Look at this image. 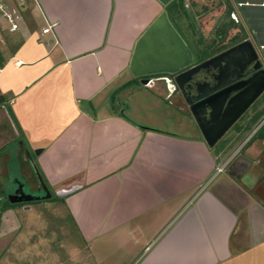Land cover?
<instances>
[{"label":"crops","instance_id":"crops-1","mask_svg":"<svg viewBox=\"0 0 264 264\" xmlns=\"http://www.w3.org/2000/svg\"><path fill=\"white\" fill-rule=\"evenodd\" d=\"M2 1L17 9L16 0ZM20 14L18 31L0 24L10 48L0 94L15 142L40 151L34 164L49 187H80L63 198L77 230L99 244L98 261L264 264V194L230 183L209 188L217 149L137 126L115 109L116 96L133 94L137 81L174 77L219 53L216 45L202 61L194 54L189 21L200 32L205 19L209 31L230 24L221 44L250 39L264 61V0H31ZM263 152L251 146L240 157L252 189L264 183L249 172ZM107 247L111 258L101 252Z\"/></svg>","mask_w":264,"mask_h":264},{"label":"rangeland","instance_id":"rangeland-1","mask_svg":"<svg viewBox=\"0 0 264 264\" xmlns=\"http://www.w3.org/2000/svg\"><path fill=\"white\" fill-rule=\"evenodd\" d=\"M15 4L17 5L16 2ZM202 13H204L203 10H200V14ZM204 22H208V20H203L202 25H200V32L199 27L197 28L194 22L189 21L191 31L196 30V36L194 38L188 37L190 41L188 44L193 48L194 54L200 58L213 48L214 39L217 38L216 34L214 36L210 34L213 29L208 30L210 22L206 24ZM182 29L187 30L186 26H182ZM197 37L200 40L198 47V43L195 41ZM9 49V47H5V41L0 40L1 55ZM136 85L137 87L130 89L132 92L134 91L133 94L123 92L120 97L116 96V103L117 101L120 102V106L115 109L118 110L119 114L137 126H146L167 132L178 141L185 142L202 138L192 116L186 111L184 105L180 106L181 102L176 101L174 97H167L166 90L150 91V89L142 86L139 81ZM263 104L264 93L222 139L211 148L212 150L217 149L219 153L220 162L217 167L225 163L227 166L221 173L215 174V170L213 171L211 175L214 176L208 184L209 188L230 183L235 185L234 188L244 191L246 194H264V183L252 189L250 184H247L250 181L247 175H238V177H242L235 179L230 171L231 166L239 163L238 159L245 156V151L249 147L254 146V149H257L260 146L264 149V141L259 137V132L257 133L256 130L260 123L251 122L252 116L262 108ZM248 134H251L250 138L244 139ZM17 139L16 128L6 110L0 107V189L8 184L10 172L17 163L20 165L23 175L26 174L29 177L32 174L33 170L30 164L21 158L15 160L11 156V151L15 150L17 145L15 142ZM173 145L175 146V144ZM207 149L210 148L207 147ZM29 151L32 154V161L35 163L37 150L29 149ZM228 156L229 158L222 164ZM251 160L255 161L258 167L253 165L249 172L259 171L264 176V155L252 156ZM35 180H37L36 177ZM13 187L14 184H12ZM24 189L27 191L26 187ZM51 194L50 199L27 204L22 203L2 213L0 264H104L98 261L99 250L97 246L99 247V244L88 243L86 236L77 230L68 213L65 198L56 196L52 189ZM114 251L107 247L103 248L101 252L107 256L106 258H111L115 253Z\"/></svg>","mask_w":264,"mask_h":264},{"label":"water","instance_id":"water-1","mask_svg":"<svg viewBox=\"0 0 264 264\" xmlns=\"http://www.w3.org/2000/svg\"><path fill=\"white\" fill-rule=\"evenodd\" d=\"M150 81L144 79L140 82L148 87ZM170 81L194 119L205 144L211 149L263 94L264 61L258 47L248 39L182 71ZM26 154L38 182L37 195L25 193L18 186L7 196L11 204L51 198L28 151ZM243 161L238 159L239 163L231 166L233 176L245 173L249 163ZM79 188L73 186L56 192V195L64 197Z\"/></svg>","mask_w":264,"mask_h":264},{"label":"flooded vegetation","instance_id":"flooded-vegetation-1","mask_svg":"<svg viewBox=\"0 0 264 264\" xmlns=\"http://www.w3.org/2000/svg\"><path fill=\"white\" fill-rule=\"evenodd\" d=\"M206 12L209 13V12H211V10H208ZM229 25H227V24H224L223 25V27L225 28V33H224V38L223 39H225V37H227V32L230 29V26ZM233 25L234 24H232V26ZM214 32L215 31L213 29V33ZM217 39H219V37H217L215 39V41L212 44V47H214L216 45L218 46V45L221 44V41L220 40H217ZM172 78L173 77H169V76H153V77H150V78H148V79L151 80L150 83L148 84V88L153 89L155 91H158V90H162V91L163 90H166L167 97H169V98L170 97H174L176 99V101L181 102V105L180 106H182V105H184L183 104V101H182L179 93L177 92V90L174 89L173 83L170 81V79H172ZM26 151L27 150L24 149L22 147V145L19 143V144H17L15 146V150H12L11 151V154H12L11 156L15 160H16V158H17V160H18V158H21L22 160H24L25 162H27L28 164H30L29 161H28V156L26 154ZM28 153H29L30 157L32 158V154H30V152H28ZM13 167L14 168H12V170L10 172V177H9L8 184H6L4 186V188H1L0 189V191H2L3 194H4V195L0 194V201L3 200V199H6L7 200V196L9 194H11L12 192H15L17 190L18 186H21L22 187V190L25 193H31L32 195H37L38 182H37V180H35V177H34L35 174H34V172L33 171L31 172L32 173L31 176L34 175L31 178V176L28 177L26 174L23 175V173L21 171V168H20V165L18 163H17V165L15 164ZM12 184H14V187L13 188H12ZM25 187H26L27 191L24 189ZM47 188H48V190H49V192L51 194V189L52 188H50V187H47ZM52 190H54V189H52ZM56 192H60V191H55V194H56ZM51 196H52V194H51ZM29 203H32V202H29ZM18 204H22V203H18ZM1 218H2V216H1Z\"/></svg>","mask_w":264,"mask_h":264},{"label":"trees","instance_id":"trees-1","mask_svg":"<svg viewBox=\"0 0 264 264\" xmlns=\"http://www.w3.org/2000/svg\"><path fill=\"white\" fill-rule=\"evenodd\" d=\"M214 29H216V30H215L216 33H214V34H216L217 37H219L218 40H220V41L222 42V41L224 40L223 38H224L225 28H224L223 26H222V27H220V26H216V27H214ZM235 42H238V40H237L236 38H235V39L233 38V39L229 42V45H227V46L225 45V46H224V45L220 44V45H218V46L216 47L215 51H216V52H221L222 50H224V49H226L227 47H229L231 44L234 45ZM200 60H201V61L204 60V57H202ZM2 65H3V58H2V55H1V53H0V67H1ZM263 93H264V92H263ZM0 107H3V108L6 110L8 116L10 117V120L12 121V120H13V116H12V112H11L10 106H9V104H8V98H7L6 96H4V95H1V94H0ZM263 114H264V107H263V109H262L261 111H257V112L252 116V118H251V122H252V123L257 122V121L259 120V118H260ZM12 122H13V121H12ZM242 131H243V130H242ZM258 132H259V133H258ZM257 133L259 134V137H260L261 139H264V128L259 129V130L257 131ZM35 167H36V169H37V171H38V173H39V175H40L42 181H43L44 184L46 185V187H49V185L47 184V182H46V180L44 179L43 175L41 174L39 168H38L37 166H35ZM0 194L4 195L2 191H0ZM3 200H4V201H3ZM3 200L0 201V225H1V216H2V213H3V212L12 209L14 206L21 205V204H18V203H17V204H11V203H10L8 200H6V199H3ZM4 202H5V203H4ZM2 203H3V204H2Z\"/></svg>","mask_w":264,"mask_h":264},{"label":"built area","instance_id":"built-area-1","mask_svg":"<svg viewBox=\"0 0 264 264\" xmlns=\"http://www.w3.org/2000/svg\"><path fill=\"white\" fill-rule=\"evenodd\" d=\"M31 0H16L17 9L11 8L7 2L0 0V24H4L6 30L9 33H13L19 30L20 22L22 20L20 10ZM1 30V27H0ZM49 31L48 28L43 29V33H47ZM1 33V31H0ZM264 125V119L260 122L257 129ZM227 166V163L216 167L215 174L221 173L224 168Z\"/></svg>","mask_w":264,"mask_h":264}]
</instances>
